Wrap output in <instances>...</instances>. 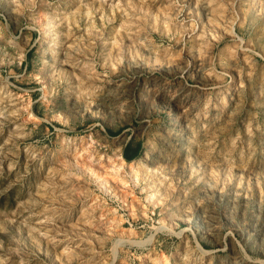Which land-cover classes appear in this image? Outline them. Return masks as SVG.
Masks as SVG:
<instances>
[{"label":"rangeland","instance_id":"1","mask_svg":"<svg viewBox=\"0 0 264 264\" xmlns=\"http://www.w3.org/2000/svg\"><path fill=\"white\" fill-rule=\"evenodd\" d=\"M0 264H264V0H0Z\"/></svg>","mask_w":264,"mask_h":264},{"label":"bare ground","instance_id":"2","mask_svg":"<svg viewBox=\"0 0 264 264\" xmlns=\"http://www.w3.org/2000/svg\"><path fill=\"white\" fill-rule=\"evenodd\" d=\"M137 160V159H136ZM139 161V160H138ZM136 161H134V165H132L130 167V173L133 175H138L139 171L141 169H139V167L135 166ZM138 165V164H137ZM142 165V164H141ZM139 166V165H138ZM125 170H126V163H125V158L121 157V161L118 163H114L113 165V169H112V173L116 176H118V178H120L121 180L123 179V177L125 176ZM147 178V177H146ZM119 179V180H120ZM101 180V179H100ZM103 180V179H102ZM119 241H114L113 244H117ZM120 243H118L119 245Z\"/></svg>","mask_w":264,"mask_h":264},{"label":"trees","instance_id":"3","mask_svg":"<svg viewBox=\"0 0 264 264\" xmlns=\"http://www.w3.org/2000/svg\"><path fill=\"white\" fill-rule=\"evenodd\" d=\"M142 145L138 143L135 147L131 142L127 143L123 150V156L127 161H132L141 156Z\"/></svg>","mask_w":264,"mask_h":264},{"label":"water","instance_id":"4","mask_svg":"<svg viewBox=\"0 0 264 264\" xmlns=\"http://www.w3.org/2000/svg\"><path fill=\"white\" fill-rule=\"evenodd\" d=\"M135 160V159H134Z\"/></svg>","mask_w":264,"mask_h":264}]
</instances>
